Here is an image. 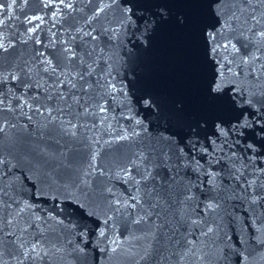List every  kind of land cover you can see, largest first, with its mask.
I'll return each mask as SVG.
<instances>
[{
    "label": "water",
    "instance_id": "obj_1",
    "mask_svg": "<svg viewBox=\"0 0 264 264\" xmlns=\"http://www.w3.org/2000/svg\"><path fill=\"white\" fill-rule=\"evenodd\" d=\"M0 264H264V0H0Z\"/></svg>",
    "mask_w": 264,
    "mask_h": 264
}]
</instances>
